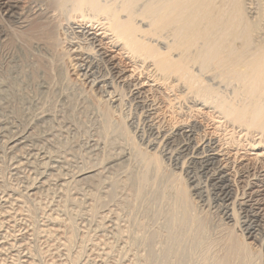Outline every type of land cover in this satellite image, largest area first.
<instances>
[{"label":"rangeland","instance_id":"rangeland-1","mask_svg":"<svg viewBox=\"0 0 264 264\" xmlns=\"http://www.w3.org/2000/svg\"><path fill=\"white\" fill-rule=\"evenodd\" d=\"M12 2L20 3L18 13L24 18L34 10L30 20L41 14L39 8L46 10L41 20L51 22L55 35L51 40L60 41L48 43L50 38L38 30L32 32L35 38L25 41L20 32L30 30L31 22L23 23L20 15L13 22L0 19V264H264V250L260 256L257 253L264 242V146L251 148L244 139L240 146L224 142L219 150V161L229 170L224 175L236 176L239 194L246 190L247 196L254 190L256 197L252 204L260 214L258 233L263 234L257 242L249 241L256 256L248 257L231 251L228 237L233 223L222 219L221 207H216L222 204L214 201L224 184L217 181L219 173L198 163L181 164L193 157V149L178 152L184 143L196 148L212 140L220 145L229 139L231 128L225 132L213 119L218 115L201 102L175 101L185 94L176 78L168 82L177 86L174 93L169 84L156 81L154 64L131 58L107 26L77 24L96 36L109 69L119 72L117 83L122 79L120 87L128 91L122 104L120 88L110 83L116 79L94 54H88L84 38L82 42L81 36L72 34L60 12L44 0ZM244 4L253 21L263 16L259 23L264 38V0ZM39 35L42 39L35 41ZM137 86L142 93L132 101L129 94ZM139 100L153 107L144 111ZM192 124L198 130L188 142L185 132ZM253 138L249 140L261 137ZM156 151L167 153L162 171L148 159ZM180 173L186 180L199 178L193 185L200 184V192L210 190L209 197L192 192L189 215L174 182ZM210 177L216 180L210 182ZM235 233L241 240L240 230Z\"/></svg>","mask_w":264,"mask_h":264},{"label":"bare ground","instance_id":"bare-ground-1","mask_svg":"<svg viewBox=\"0 0 264 264\" xmlns=\"http://www.w3.org/2000/svg\"><path fill=\"white\" fill-rule=\"evenodd\" d=\"M2 1L3 2H0V19H6L5 21L13 22V20L18 17V15H20L21 17H19V19L23 20V23H26L28 21L31 22L30 24L33 27H31L30 30H22L20 32V37H22V39H25V41L32 40V37L35 38L32 32H34V30H38L39 33L41 32V36L43 35L42 37H45L46 39L47 37L50 38L48 39V43H51V36L54 35H52V27L51 30L49 28L51 26V22H48L49 24L45 22V24L43 22L44 20L42 17L43 14L44 16H46V10H41V8H39L41 14H39L38 17L35 15L37 18L30 20L32 16V11L34 10H32L30 14L27 10L29 16H26L24 18V13V15L18 13L20 3H14L12 2V0ZM40 2L42 3L43 1ZM44 2L45 5H47L49 8L54 9L55 11H58L62 14L63 19H60L65 22L66 25L71 29V31L73 32L72 34L76 38H79V36H81V41L84 38L83 41L87 45L86 51L88 52V54H94L97 59L96 61H100L103 66H105V69H108L107 73L109 72V74L112 76V80L116 79L115 81H111L110 83L116 85L118 84L117 86L115 85V87H117L118 89L120 88L119 90L121 93V99L119 98V101H121L122 104L126 100V98H128L125 94V92L128 91L124 92V90H126V88L123 90L124 85H121L122 87H120L122 79L119 80V83H117L118 77L116 76L119 72L114 73L111 68L109 69V63L107 64L105 58L103 57V52H101V49H99L100 47L96 45V36H91L92 33H89V30L86 31L87 28H84L81 25L77 24H82V22H91L96 25L98 24L100 26H107L111 36L115 38L117 43L119 42L121 43V45L124 46L125 50H127L129 55H131V58H139L142 63H146L150 60L151 63L154 64L156 73H158L160 76L159 79V76L156 75L158 76V79H156V81L163 82L164 85L169 84L171 91L174 93L176 91L177 86H171V82H168L171 79L173 80V78H176L179 85L181 84L183 86L185 94L182 96H178L175 101L182 100L184 101V103H189V100L192 99L197 103L201 102V104L212 108L215 114L218 115V118L213 119L214 121H218V123L221 124V127L224 128L225 132H227V130L231 128V131H229L226 135V137L230 136L229 139H226V141H224V139L221 140V142L219 143L220 145H216L217 143L213 142L212 140H208L205 143L203 142V145L196 148H193L190 145H185L184 143V145L179 148L178 152L185 153L187 151H192L193 149V151L191 152L193 154V157L188 162V159L185 160L186 162L182 161L181 164L192 165L193 163H198L203 165V168L205 170L208 167L216 169V173H214H219L217 175L219 176V178H217V181H223L224 184L223 186L221 185L222 188L220 189V194H217L215 196L214 201H218L222 204L221 206H216L218 207V209L219 207H221L222 219H224V221H228L226 223H233L232 225H230L232 228L230 227L231 232L229 233L231 234L228 237L231 251L236 254L243 253L248 257L256 256L253 255V250L250 251V246L252 245V243L249 241L253 240L257 242L259 238L258 235L260 236L264 232L261 233V231L260 234L258 233L257 229V227L261 226V223L259 218L260 216H258L260 215L258 214L259 212L257 211L258 213H256L253 208V204L255 203L252 204L253 197H255L253 192L254 190L250 192L251 194H248L247 192V196L245 193L246 190H244V193H241L242 198H240L241 194H239V191L241 190H239L240 188L238 187L237 179L235 180L234 178L236 176H231L233 178L230 179L228 175H224L229 170L226 166L221 165L222 162H220L221 157L219 155V150L222 146L225 145V143L230 146H240L241 144H244L242 143L244 139L247 143L249 142L251 148L257 149L261 148V146H264V38L260 36V31L262 30L260 29V26L262 25V23L261 25L259 23L263 17L261 16L263 15V12H259L260 9H263L261 8L263 3L261 4V1H259V4L261 6L259 4L257 5H259L260 7L256 5L257 7H259V11H257L260 13L258 14L261 17H259L258 19L256 18L258 16L255 15V19H257L258 21H255V19L253 21L251 19L253 16H251V18H249L250 16H248L247 12L249 10L247 11V8L244 4V0H44ZM22 17L24 19H22ZM40 20L43 23L40 22ZM104 21L106 22V24L103 23ZM57 31L58 30H56V32ZM56 32L54 33L56 34ZM3 34L6 35L2 32V35ZM37 37H39L38 39L41 38L40 35L36 36V39H34L35 41L37 40ZM45 38L43 40L48 41ZM65 38L66 40H69L67 36H65ZM54 40L52 39L51 41L55 43ZM58 41L60 40L58 39ZM57 43L58 42H56L55 46L57 45ZM67 55L71 54L67 53ZM93 59L91 58L92 61ZM92 63L94 62H91V64ZM88 68H90V66ZM104 72L106 73V70ZM86 73L84 72L85 75H87ZM109 74L107 75L108 78L110 76ZM94 75L96 74L94 73ZM98 75V77H100V74ZM87 76L85 77L87 78ZM113 84H111V87L114 86ZM133 87L135 88V85ZM129 88L130 87H128L127 89L129 90ZM134 88L132 91L130 89L131 94H129L131 95L132 101L136 99L139 94L142 93L140 92L138 86L136 87V91ZM167 100L169 102L168 105L171 106V109H173V103L169 99ZM142 103H144L142 105L144 107V111L145 108L150 111V109L153 107V105H147V103L145 102ZM144 113L147 114L148 112ZM109 114L111 113L109 112ZM140 117L142 116L140 115ZM151 119L152 118H150L148 121H150ZM140 120L142 119L140 118ZM137 123L139 124V121ZM125 126L127 130L128 126ZM147 126H149V124ZM187 129L189 130L185 132V134L187 135L185 136L187 137L188 142H191V138L192 140L194 139V137L192 136L194 135L195 131L198 130V125L192 124V126L187 127ZM238 129L239 132H237ZM156 133L157 131L155 132V134ZM143 135L145 136V134ZM255 135L261 137L260 139H258L259 141H250L249 138L254 139L253 137H255ZM135 137L137 138V134L133 137V139ZM143 138L144 137H142V140ZM163 140H165V138ZM162 141L161 143H158L162 145ZM176 150L177 147L175 148L174 152H176ZM170 152L172 155L173 153L171 150ZM164 153L165 152L162 151H156L154 153H150L149 155L147 154L149 157V162L155 165L157 171H162L165 167L163 163V158L167 153L163 155ZM178 159L176 160L180 162V159ZM181 168L182 173L184 165L183 167L181 165ZM212 169L210 168V170ZM181 173L179 177L176 175L177 181L174 182H178L179 184L178 191L181 195L182 202L186 206V214L189 215L191 214L194 207L191 198L192 192H198L201 186L200 184L193 185L194 183H198L195 179L199 178L190 177L186 180V178L182 176L183 173ZM234 173L237 175L236 172ZM215 180L213 177H210L209 181L214 182ZM205 184H207V182ZM207 189L208 187H206V190ZM205 191H199V196L202 197V195L208 193L209 197L210 190L208 189L206 192ZM199 200L201 201V199ZM238 229L241 233V240L238 239L239 237H237L235 233V231ZM10 235L12 236V234ZM259 246H261V250H259L260 252H256L259 253L260 256L262 249L264 250V242Z\"/></svg>","mask_w":264,"mask_h":264}]
</instances>
